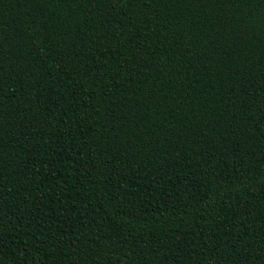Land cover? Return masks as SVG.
I'll use <instances>...</instances> for the list:
<instances>
[{"label": "trees", "instance_id": "16d2710c", "mask_svg": "<svg viewBox=\"0 0 264 264\" xmlns=\"http://www.w3.org/2000/svg\"><path fill=\"white\" fill-rule=\"evenodd\" d=\"M0 264H264V0H0Z\"/></svg>", "mask_w": 264, "mask_h": 264}]
</instances>
